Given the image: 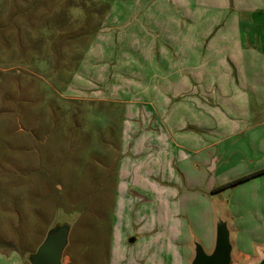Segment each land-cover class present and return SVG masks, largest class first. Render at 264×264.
<instances>
[{
	"label": "rangeland",
	"instance_id": "rangeland-1",
	"mask_svg": "<svg viewBox=\"0 0 264 264\" xmlns=\"http://www.w3.org/2000/svg\"><path fill=\"white\" fill-rule=\"evenodd\" d=\"M222 1L230 8V0ZM88 6L80 0L70 5L64 0H0V264H29L28 256L47 232L64 224L69 233L61 264H180L185 238L190 241L186 263L190 264L192 242L210 252L216 216L222 210L229 215L230 205L243 214L238 220L240 245L264 231V204L254 198L259 182H237L253 171L223 169L216 186H209L213 172L202 163L193 164L186 180H178L176 170L169 181L152 179L153 185L133 183L124 170L116 179L119 162L127 168L129 161L134 164L120 134L123 127H130L125 122L130 108L124 100L132 96L128 90L111 92L81 69V57L99 24ZM121 46L114 43V52ZM163 48L169 49L155 43L153 50ZM119 61L99 60L97 66L108 73L106 83L113 72L118 74L114 79L119 75L127 79ZM164 86L144 98L153 101L155 115L159 120L162 116L180 143V122L169 121L171 114L166 113L178 109L174 104L180 94L177 97ZM93 95L103 99L86 100ZM205 113L208 107H201V115ZM214 135L203 131L190 145L206 146ZM154 154L151 160L158 163L161 156ZM146 160L150 158L145 155ZM164 208L168 219L162 222L156 217ZM157 224L165 228L151 234ZM180 225L185 236L178 238ZM230 239L235 242V233Z\"/></svg>",
	"mask_w": 264,
	"mask_h": 264
},
{
	"label": "crops",
	"instance_id": "crops-1",
	"mask_svg": "<svg viewBox=\"0 0 264 264\" xmlns=\"http://www.w3.org/2000/svg\"><path fill=\"white\" fill-rule=\"evenodd\" d=\"M64 1L70 5L74 0ZM80 1L90 3L86 9L99 23L81 57L82 71L111 92L128 90L132 96L124 100L130 108L125 119L130 127L129 130L123 127L120 134L122 140H126L128 153L133 154L134 164L129 161L127 168L119 162L114 170L116 179L117 172L124 170L126 176H133L128 177L133 183L145 181L153 185L152 179L160 176L169 181L170 173L176 170L178 180H186L193 164L202 163L213 172L209 186H216L217 175L223 169L253 171L255 173L240 179L243 181L239 184L258 181L254 198L264 204V0H230V8L222 0H193L192 5L187 4V0H177L176 4L174 0ZM218 14L223 19H218ZM104 24L111 30L105 29ZM114 43L117 46L122 43L116 52ZM155 43H163L170 50L154 51ZM105 57L121 60L119 63L127 71L124 75L127 79L120 78L123 75L114 79L118 74L113 72L106 83L107 71L97 66ZM170 74L176 77L171 78ZM159 85H166L167 92H177V97L180 94L174 104L178 109L166 111L171 114L169 121L180 122V143L171 135L162 116L159 120L155 115L153 101L144 98ZM88 97L89 102L103 99L94 95ZM201 107H208L205 116L201 115ZM141 111L143 114L139 115ZM138 120H142L141 127L145 123L142 128L137 125ZM203 131L215 134L214 141L203 147L190 145L195 135ZM181 142L194 148L184 147ZM223 143L228 144L222 147ZM154 153L161 156L158 163L151 160ZM145 155L150 161L144 162ZM139 156L143 159H133ZM175 180L176 177L173 182ZM229 209L230 216L223 210L218 214L227 219L230 238L235 233V242L230 241L232 258L241 264H251L261 257L264 231L251 234L240 245L237 232L241 221L238 220L243 219V214L233 210L231 205ZM164 210L156 217L162 222L168 219L163 214L168 211ZM153 228L149 231L151 234L165 227L159 228L157 224L155 232ZM175 234L178 238L185 236L181 225ZM212 236L214 240V230L208 250L213 245ZM189 243L185 238L180 249V264L188 262Z\"/></svg>",
	"mask_w": 264,
	"mask_h": 264
},
{
	"label": "water",
	"instance_id": "water-1",
	"mask_svg": "<svg viewBox=\"0 0 264 264\" xmlns=\"http://www.w3.org/2000/svg\"><path fill=\"white\" fill-rule=\"evenodd\" d=\"M68 225H57L50 229L35 252L28 256L29 264H61L63 251L67 245ZM193 257L190 264H234L232 245L227 219L217 214L214 226V241L210 252H206L199 242H192ZM260 259L252 264H264V249Z\"/></svg>",
	"mask_w": 264,
	"mask_h": 264
},
{
	"label": "trees",
	"instance_id": "trees-1",
	"mask_svg": "<svg viewBox=\"0 0 264 264\" xmlns=\"http://www.w3.org/2000/svg\"><path fill=\"white\" fill-rule=\"evenodd\" d=\"M238 181H240V180H238ZM238 181H237V182H238ZM232 184H233V183H232ZM232 184H226V185L223 186V188L226 187V186H230V185H232Z\"/></svg>",
	"mask_w": 264,
	"mask_h": 264
}]
</instances>
